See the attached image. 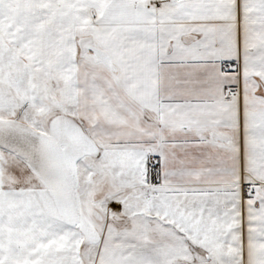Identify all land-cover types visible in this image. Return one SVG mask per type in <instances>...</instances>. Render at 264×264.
<instances>
[{"label": "snow or ice", "instance_id": "snow-or-ice-1", "mask_svg": "<svg viewBox=\"0 0 264 264\" xmlns=\"http://www.w3.org/2000/svg\"><path fill=\"white\" fill-rule=\"evenodd\" d=\"M0 264H264V0H0Z\"/></svg>", "mask_w": 264, "mask_h": 264}]
</instances>
